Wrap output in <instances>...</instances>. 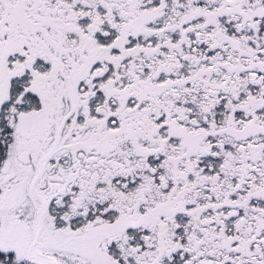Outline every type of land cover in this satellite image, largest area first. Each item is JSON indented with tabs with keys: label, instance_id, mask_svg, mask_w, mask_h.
Wrapping results in <instances>:
<instances>
[{
	"label": "snow or ice",
	"instance_id": "6c2138e0",
	"mask_svg": "<svg viewBox=\"0 0 264 264\" xmlns=\"http://www.w3.org/2000/svg\"><path fill=\"white\" fill-rule=\"evenodd\" d=\"M0 264H264V0H0Z\"/></svg>",
	"mask_w": 264,
	"mask_h": 264
}]
</instances>
